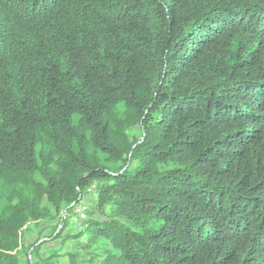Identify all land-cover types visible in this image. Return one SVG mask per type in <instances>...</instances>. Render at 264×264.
Segmentation results:
<instances>
[{"label": "trees", "instance_id": "trees-1", "mask_svg": "<svg viewBox=\"0 0 264 264\" xmlns=\"http://www.w3.org/2000/svg\"><path fill=\"white\" fill-rule=\"evenodd\" d=\"M0 264H264V0H0Z\"/></svg>", "mask_w": 264, "mask_h": 264}, {"label": "rangeland", "instance_id": "rangeland-1", "mask_svg": "<svg viewBox=\"0 0 264 264\" xmlns=\"http://www.w3.org/2000/svg\"><path fill=\"white\" fill-rule=\"evenodd\" d=\"M95 199V194L90 192L82 201V204L86 207V209H89L92 205V202ZM75 228V227H74ZM68 232H75V230L68 229ZM49 233L48 226L43 224L41 226H35L34 224L29 225L27 230L24 233L23 241L25 246H29L32 243H34L36 240L43 241L46 240L45 244L41 247L40 254L45 256L48 252L52 250H61V241L58 240H47ZM73 249V242L69 241L64 245L63 250L61 253H65L66 251ZM64 259V258H63Z\"/></svg>", "mask_w": 264, "mask_h": 264}, {"label": "built area", "instance_id": "built-area-1", "mask_svg": "<svg viewBox=\"0 0 264 264\" xmlns=\"http://www.w3.org/2000/svg\"><path fill=\"white\" fill-rule=\"evenodd\" d=\"M72 211H68V209L63 210L61 214L60 221L62 222L64 219L69 217L74 223H79L81 220L85 219L87 217V211L86 207L82 204V202L73 204ZM62 227V224L60 223L58 230Z\"/></svg>", "mask_w": 264, "mask_h": 264}]
</instances>
